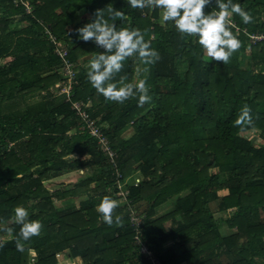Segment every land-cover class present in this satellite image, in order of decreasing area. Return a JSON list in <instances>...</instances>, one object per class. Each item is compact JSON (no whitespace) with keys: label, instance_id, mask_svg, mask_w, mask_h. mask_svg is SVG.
Segmentation results:
<instances>
[{"label":"trees","instance_id":"trees-1","mask_svg":"<svg viewBox=\"0 0 264 264\" xmlns=\"http://www.w3.org/2000/svg\"><path fill=\"white\" fill-rule=\"evenodd\" d=\"M238 2L253 20L228 17L242 45L224 64L162 22L159 9H132L126 0H0V60L11 59L0 65V264H61V256L79 264H264V38L251 43L264 36V0ZM112 7L125 14L115 18L118 26L147 30L159 53L150 65L129 57L116 77L134 82L137 65L146 67L137 77L147 80L152 100L142 107L134 98L106 101L85 78L84 64L98 49L77 40L75 29L96 10L107 18ZM22 22L29 25L20 30ZM66 62L75 72L70 101L54 97L68 83ZM76 101L90 102L113 158L83 128ZM244 104L252 120L237 125ZM254 130L260 146L244 135ZM80 171L90 174L69 187H46ZM102 195L119 201L113 215L120 225L99 218ZM18 205L42 224L38 236L22 241L24 252L15 248ZM215 210L233 211L224 222L232 234L221 233Z\"/></svg>","mask_w":264,"mask_h":264},{"label":"clouds","instance_id":"clouds-1","mask_svg":"<svg viewBox=\"0 0 264 264\" xmlns=\"http://www.w3.org/2000/svg\"><path fill=\"white\" fill-rule=\"evenodd\" d=\"M132 9H159L160 19L171 22L181 37H193L196 44L208 58L227 64L233 54L241 48L242 41L232 30L230 15L240 18L242 24H250L253 16L245 10L238 0H126ZM208 11H205V9ZM106 18L104 9L96 10L93 18L75 29L76 39L91 42L98 51L92 52L85 65V78L92 89L106 101L123 104L130 98L136 100L138 107L151 102L150 85L144 78L135 82L125 76L116 79L129 57L136 58L140 64L150 65L159 59L158 51L151 46V37L145 38L146 31L136 27L118 26L115 18L123 17L124 12L108 8ZM127 81V82H126ZM251 108L244 104L238 111L235 123L250 124ZM139 180L136 181L139 184ZM119 201L109 195L98 197L95 210L99 218L108 225H120L122 217L113 215ZM12 221L19 226L15 237V248L24 252V243L38 236L42 224L39 219H31L27 208L18 205L13 209ZM11 233L12 229H4ZM35 255L34 250H29Z\"/></svg>","mask_w":264,"mask_h":264},{"label":"rangeland","instance_id":"rangeland-1","mask_svg":"<svg viewBox=\"0 0 264 264\" xmlns=\"http://www.w3.org/2000/svg\"><path fill=\"white\" fill-rule=\"evenodd\" d=\"M229 20L232 21L231 18H228ZM162 21V20H161ZM163 22V21H162ZM232 25L231 27H235V22L232 21ZM28 26V23H19L18 24V29H22L23 27H27ZM236 32H238V29L235 28ZM259 40H251V43L252 44H255V42L257 41H260L262 39V36L259 35ZM264 37V36H263ZM250 53L248 52L247 53V57L244 59V63H243V67L249 69L251 66H252V63H251V59H250ZM10 58L8 59H2L0 60V65H3V64H6L8 62H10ZM87 63H85L84 65H86ZM260 69V67L258 68ZM143 70V71H142ZM143 72L145 75L147 74V69L146 67L143 68L141 65H137L136 67V77L134 79V82L136 81V79H138V74ZM62 86V85H61ZM61 86H57V89L55 88L54 90V97L55 98H58V99H65L66 96L60 91V87ZM76 133V132H74ZM129 133V131H127L125 134L127 135ZM247 138L251 139L252 141H254V143L257 145V146H260L262 145L263 143V140L260 138V132L257 131V130H254V131H251V132H248L246 134H244ZM84 173V174H83ZM88 174H90V171H80V173L78 172H74V173H69V174H65L63 175L62 177H59L58 179L54 180V181H51V182H47L46 183V187L50 190V191H55L57 190L58 188L60 187H69L70 184L72 185V183H76L78 182L80 179L86 177ZM226 192H221V194H225ZM87 197L86 196H83L82 198H75L73 200H71V203L75 204L76 206L79 205V203L83 200H85ZM59 203V202H58ZM64 203H67L66 201L62 202L60 205H64ZM69 203V202H68ZM213 207V206H212ZM171 208V205L170 206H164V207H161L158 211V214L159 215H163L164 213H166L168 210H170ZM214 218L215 220L217 221H222V225L220 227V231L223 235H230L233 233V230L229 228L228 224L224 223L226 222L227 219H229L233 213V211H227V212H224V213H219L215 210L214 212ZM169 226V224H168ZM59 260L62 262L61 264H79L80 263V260H74L72 261L71 259H67V257H64V256H61L59 257Z\"/></svg>","mask_w":264,"mask_h":264},{"label":"built area","instance_id":"built-area-1","mask_svg":"<svg viewBox=\"0 0 264 264\" xmlns=\"http://www.w3.org/2000/svg\"><path fill=\"white\" fill-rule=\"evenodd\" d=\"M28 12H31V6L26 3L25 4ZM47 33L49 34V31H47ZM51 37V35H50ZM260 36H251V39L254 40H259ZM264 37L262 36V39ZM53 40H55L54 38H52ZM261 39V40H262ZM260 40V41H261ZM58 54L60 55V57H62L65 60L66 57V51L62 49V51H59ZM64 76L68 77V83L67 84H63L60 87V91L66 96L67 101H70L72 94H73V85L75 84V72L73 71V69H71V64L69 63H65V68H64ZM90 102L88 104L83 103V102H79L76 101L73 103V109L76 111L77 116H79L82 121H83V128H85L86 130L89 131V133L91 134V136L96 137L99 139V144L101 146V148L103 149L104 152H107L108 155L110 156V158L114 157V153L110 150L109 146H108V141L106 140V138L104 137V135L102 134V131L100 129L101 126H97L96 121L93 120L90 117V114L88 113V109L90 106ZM121 183V182H120ZM120 189H122L123 186H119ZM126 193H128L127 191H123L121 190L120 192V196H125ZM132 221H136V225H139L140 222L138 221V218L133 217ZM147 248L143 247V253H147ZM148 256H151V253L148 252ZM152 259V263L153 264H159L158 261H156L154 258Z\"/></svg>","mask_w":264,"mask_h":264},{"label":"crops","instance_id":"crops-1","mask_svg":"<svg viewBox=\"0 0 264 264\" xmlns=\"http://www.w3.org/2000/svg\"><path fill=\"white\" fill-rule=\"evenodd\" d=\"M23 23L25 24V23H27V22H22V24H23ZM28 25H29V24H28ZM23 28H25V27H23Z\"/></svg>","mask_w":264,"mask_h":264}]
</instances>
